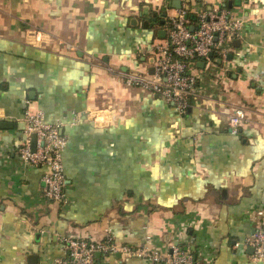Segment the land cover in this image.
Segmentation results:
<instances>
[{
  "label": "crops",
  "instance_id": "obj_1",
  "mask_svg": "<svg viewBox=\"0 0 264 264\" xmlns=\"http://www.w3.org/2000/svg\"><path fill=\"white\" fill-rule=\"evenodd\" d=\"M182 6L228 7L246 33L226 58L191 64L185 114L120 72L150 69L146 48ZM237 106L248 117L233 133ZM27 107L68 137L64 200L19 154ZM0 119L15 123L0 127V264H56L63 237L109 230L213 264H264L246 242L264 220V0H0ZM97 264L167 263L118 252Z\"/></svg>",
  "mask_w": 264,
  "mask_h": 264
},
{
  "label": "built area",
  "instance_id": "obj_2",
  "mask_svg": "<svg viewBox=\"0 0 264 264\" xmlns=\"http://www.w3.org/2000/svg\"><path fill=\"white\" fill-rule=\"evenodd\" d=\"M166 34L147 52L154 57L149 67L120 71L123 82L139 87L162 97L172 104L180 114L190 106V97L196 92L197 77L190 67L197 59L212 60L214 54L226 58L235 38H242L245 28L241 19L228 7H210L191 16L186 7H180L175 15L167 18ZM95 121L98 114L92 115ZM247 108L235 107L227 117L233 133H238L241 124L247 120ZM26 123L24 135L18 147L22 159L30 164L42 166L44 193L50 200L66 198L67 177L64 150L67 135L61 131L62 122L47 121L42 109L33 111L27 107L24 113ZM33 133L36 145L33 148ZM65 255L55 260L56 264H97L98 253L109 256L118 252L145 258L151 263L167 264H213L211 259H200L190 248L172 245L163 253L148 245H133L118 242L111 230L102 240L85 236L62 238ZM246 242L254 249L255 259L264 260V220L259 228L247 236Z\"/></svg>",
  "mask_w": 264,
  "mask_h": 264
},
{
  "label": "water",
  "instance_id": "obj_3",
  "mask_svg": "<svg viewBox=\"0 0 264 264\" xmlns=\"http://www.w3.org/2000/svg\"><path fill=\"white\" fill-rule=\"evenodd\" d=\"M147 24V22H146ZM162 35H165L166 34V30L163 29L162 30ZM239 42H240V39H235L234 40V44L235 45H239ZM154 61V57L152 56L150 58V62H153ZM150 71L153 72L154 71V67L151 66L150 67ZM14 122L12 121H9V120H5V119H0V127H13L14 126ZM19 125L24 129L25 126H26V123L25 121H20L19 122ZM35 145H36V134L33 133V148H35ZM98 256L100 255V253L97 254ZM37 258L38 256L36 254H32L29 256V264H37Z\"/></svg>",
  "mask_w": 264,
  "mask_h": 264
},
{
  "label": "rangeland",
  "instance_id": "obj_4",
  "mask_svg": "<svg viewBox=\"0 0 264 264\" xmlns=\"http://www.w3.org/2000/svg\"><path fill=\"white\" fill-rule=\"evenodd\" d=\"M174 13V11L173 10H171V11H169V14L171 15V14H173Z\"/></svg>",
  "mask_w": 264,
  "mask_h": 264
}]
</instances>
